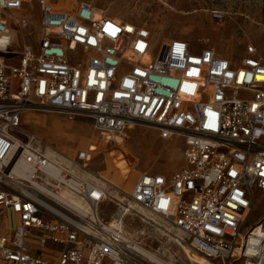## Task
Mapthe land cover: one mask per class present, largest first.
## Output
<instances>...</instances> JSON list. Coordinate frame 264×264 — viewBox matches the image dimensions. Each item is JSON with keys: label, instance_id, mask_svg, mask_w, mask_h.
I'll return each mask as SVG.
<instances>
[{"label": "built area", "instance_id": "2783aa9c", "mask_svg": "<svg viewBox=\"0 0 264 264\" xmlns=\"http://www.w3.org/2000/svg\"><path fill=\"white\" fill-rule=\"evenodd\" d=\"M36 1L38 42L15 52L12 24L30 23L18 14L25 0H0V217L11 210L18 218L0 232V261L51 264L28 247L31 238L62 247L55 264H144L123 239L126 216L139 209L212 264H264V215L248 223L256 190L264 202V56L250 45L234 62L213 48L191 53L175 39L151 58L142 24L86 2L55 13ZM77 51L72 64L68 54ZM26 111L87 118L107 141L135 125L162 139L182 136L185 167L169 178L143 174L105 221L98 207L108 189L90 179L88 150L55 161L24 132Z\"/></svg>", "mask_w": 264, "mask_h": 264}, {"label": "rangeland", "instance_id": "374dc122", "mask_svg": "<svg viewBox=\"0 0 264 264\" xmlns=\"http://www.w3.org/2000/svg\"><path fill=\"white\" fill-rule=\"evenodd\" d=\"M81 2L89 3L123 23L142 24L151 35V58L157 56L163 44L175 39L188 43L191 53L213 48L234 62L243 57L250 45L256 48L257 54L264 56V0H47L55 13L74 12ZM216 11L223 14L221 19L213 18ZM18 14L27 17L30 23L25 27L12 24L14 41L11 50L15 52L23 45H36L42 18L36 0H25ZM77 55L78 51L70 52L69 62L77 63ZM8 58L14 60L15 56ZM21 125L45 152L50 149L58 156L75 158L79 151L88 150L89 171L95 178L100 176L108 189L107 200L98 207V214L105 221L111 220L116 211L115 196L121 198L124 192L130 193L134 182L143 174L169 178L185 167L184 138L175 135L162 139L159 132L149 126L129 128L124 132V141L116 143L103 138L84 117L68 120L56 112L26 111L21 115ZM254 193L257 199L248 223H254L264 215L261 192L256 190ZM148 217L151 220L136 210L126 216L124 230L131 241L156 253L165 263L198 264L172 241L176 232L165 235L163 221L150 214ZM0 218L5 221L1 227L15 228L12 211ZM192 255L199 257L195 253Z\"/></svg>", "mask_w": 264, "mask_h": 264}, {"label": "bare ground", "instance_id": "6f19581e", "mask_svg": "<svg viewBox=\"0 0 264 264\" xmlns=\"http://www.w3.org/2000/svg\"><path fill=\"white\" fill-rule=\"evenodd\" d=\"M119 20V19H118ZM131 128H133L131 126ZM126 138V135L122 134V135H113L110 137V140H113L115 141L116 143H120L121 140L124 141V139ZM120 141V142H119ZM47 155L51 156L52 157H55L54 160L57 161V162H65V156H61L59 154L56 155L55 153H53L52 151H50V149H48V151L46 152ZM17 168L14 169V171H16ZM91 180L97 182V183H101L103 185L106 186L105 183L101 182L100 181V176H99V179L98 178H95L94 176L90 175L89 176ZM59 198L62 199V200H65V201H68L72 206H74L75 208H78V209H86L85 207H83V205L77 201V200H74L72 197H68L66 192H61L60 195H59ZM115 198L117 199H120L118 198V196H115ZM123 200V199H121ZM137 212L143 214L144 216H146L147 218L146 219H150L148 217L149 214H147L146 212L142 211V210H139L137 209ZM92 213L94 214V212L92 211ZM153 220V218H152ZM159 231V230H158ZM170 231H173V232H176L174 230H171L169 228H166V226L164 225V229H163V233L165 235H168L167 233H169ZM161 232V231H160ZM129 235V234H128ZM127 235V233L125 232V235H124V242H125V246L128 247L130 253L132 255H134L138 260L142 261L144 264H168V263H165L162 259L159 258V256H157L156 253H150L149 251L145 250L143 247H141L139 244H136L134 243L133 241H131L130 237ZM176 235L177 236H180V233L176 232ZM173 241V240H172ZM184 251H186L189 255V258H191L192 262H195V263H198V264H212L211 262H209L207 259H204L203 257L201 258V256L197 257L195 255H192V252H190L186 247L184 248ZM196 254V253H195ZM171 264V263H170Z\"/></svg>", "mask_w": 264, "mask_h": 264}, {"label": "crops", "instance_id": "0c3cea01", "mask_svg": "<svg viewBox=\"0 0 264 264\" xmlns=\"http://www.w3.org/2000/svg\"><path fill=\"white\" fill-rule=\"evenodd\" d=\"M9 213L11 210H7ZM13 213V212H12ZM14 218L16 219V225L18 223V218L16 215L13 213ZM4 219H2L1 226L4 224ZM0 226V232L8 234L12 230L5 229ZM27 245L29 248H31L32 252L36 255H40L44 257L49 263L55 264L58 259V253L61 251L62 247L58 244H53L52 242H47L45 245L41 246L40 244L38 245L37 241L34 239L29 238L27 240ZM0 264H5V262L0 261Z\"/></svg>", "mask_w": 264, "mask_h": 264}]
</instances>
